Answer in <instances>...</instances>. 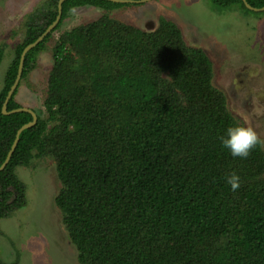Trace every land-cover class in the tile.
<instances>
[{"label":"trees","instance_id":"obj_1","mask_svg":"<svg viewBox=\"0 0 264 264\" xmlns=\"http://www.w3.org/2000/svg\"><path fill=\"white\" fill-rule=\"evenodd\" d=\"M139 1V0H133ZM216 9L240 0H206ZM58 0L28 14L0 90V166L27 113L1 108L23 49L55 20ZM254 9L264 0H245ZM123 7L102 0H68L54 33L76 8ZM30 51L34 56L51 37ZM4 49L0 46V64ZM43 107L19 136L0 172V220L26 206L17 167L52 157L62 185L55 206L79 264H264V152L233 157L220 140L239 125L212 84L206 54L185 45L180 29L159 18L144 32L102 16L61 34L52 49ZM7 111L21 108L14 96ZM241 186L232 191L226 177ZM16 260L13 264H19ZM0 264H4L0 261Z\"/></svg>","mask_w":264,"mask_h":264},{"label":"rangeland","instance_id":"obj_2","mask_svg":"<svg viewBox=\"0 0 264 264\" xmlns=\"http://www.w3.org/2000/svg\"><path fill=\"white\" fill-rule=\"evenodd\" d=\"M46 0H0V90L14 47L24 37L28 14ZM144 32H153L159 18L173 22L189 48L201 49L213 68V87L226 97L227 110L241 126L252 127L264 139V12L245 14L236 7L216 9L206 0H150L105 12L95 7L73 9L34 56L21 79L15 102L46 118L43 107L53 66L52 49L59 36L102 16ZM262 148V147H261ZM264 152V148H262ZM26 189V206L0 220V261L4 264H79L77 251L62 225L55 199L62 189L52 157L34 158L17 167Z\"/></svg>","mask_w":264,"mask_h":264},{"label":"water","instance_id":"obj_3","mask_svg":"<svg viewBox=\"0 0 264 264\" xmlns=\"http://www.w3.org/2000/svg\"><path fill=\"white\" fill-rule=\"evenodd\" d=\"M68 0H58L57 2V16L55 17L54 22L30 45L26 46L21 55H20V59H19V65H18V70H17V75L16 78L12 84V86L10 87L9 91L6 94V97L4 99L2 108H1V113L4 116H9V115H13V114H17V113H27L31 116L32 120L30 123L25 124L24 126H22L21 128H19L16 132L13 144L9 150V152L7 153V156L4 160V162L2 163V165L0 166V172L3 171L5 169V167L7 166L8 162L10 161V158L12 156V154L14 153L18 141H19V136L20 134L28 129H31L32 127L35 126L36 122H37V116L36 114L29 109H25V108H19L13 111L8 112L7 111V105L9 103V101L12 99L11 97L14 95L15 91L18 89L19 83L21 81V77H22V71H23V64H24V60H25V56L32 51L33 49H35L40 43H42L44 41V39L51 34L56 26L58 25L60 18H61V14H62V5ZM102 1H106V2H110V3H114V4H122V5H127V4H143L146 3L150 0H139V1H133V0H102ZM245 8L247 10H249L250 12L253 13H260V12H264V7L261 9H254L251 6H249L245 0H240Z\"/></svg>","mask_w":264,"mask_h":264},{"label":"clouds","instance_id":"obj_4","mask_svg":"<svg viewBox=\"0 0 264 264\" xmlns=\"http://www.w3.org/2000/svg\"><path fill=\"white\" fill-rule=\"evenodd\" d=\"M264 115V112H256ZM222 145L229 149L233 157L247 158L251 151L258 145L264 148V139L252 127L231 126L226 129V134L220 137ZM232 191H237L240 186V177L235 172L226 177Z\"/></svg>","mask_w":264,"mask_h":264}]
</instances>
